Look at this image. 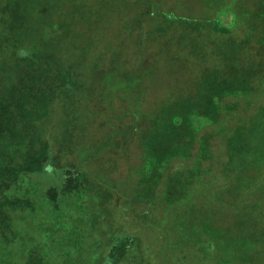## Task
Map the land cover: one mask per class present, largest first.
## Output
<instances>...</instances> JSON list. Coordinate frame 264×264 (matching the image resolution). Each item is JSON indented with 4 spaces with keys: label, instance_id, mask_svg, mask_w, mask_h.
I'll return each mask as SVG.
<instances>
[{
    "label": "trees",
    "instance_id": "obj_1",
    "mask_svg": "<svg viewBox=\"0 0 264 264\" xmlns=\"http://www.w3.org/2000/svg\"><path fill=\"white\" fill-rule=\"evenodd\" d=\"M199 1L201 5H197L207 11L205 15L188 14L183 0L176 1L180 3L179 11L165 10L159 0L148 4L147 18L153 19L159 34L168 35L163 39L165 46L169 45L168 53L180 63L178 73H186L183 78L177 75L176 81H183L182 86L175 83L177 89L166 94L169 97L159 107L142 104L136 108L130 92L124 100L117 97L123 100L124 116L133 118L130 124L118 126L126 127L141 144L140 170L132 177L135 183L142 188L144 182L153 185L156 181L157 191L164 193L168 209L164 221L159 222L161 246L149 248L161 264H189L198 255L203 257V264H264V218L245 212L239 222L228 223L220 217L225 212L240 214L251 206L254 211L259 206L255 204L256 194L264 185V0ZM135 3L139 4L137 0ZM61 4L62 0H0V264H34L35 251L19 246L25 235L22 229L28 230L34 223L31 218L42 214L50 235L58 240L71 234L75 239L86 229L83 218L75 213L61 215L57 209L56 214L49 210L51 215L47 216L48 209L60 207L57 200L55 206L49 203L48 193L44 209L42 204L33 207L27 195L20 196L21 190L28 194L33 187L29 178L36 170L33 166H40L39 172L48 175L60 169L52 163L56 146L50 141L48 146L46 140L33 145L25 133L34 128L33 118L44 107L45 94L37 92V87L43 91L48 79L64 74L48 55L55 57L58 53L57 36L63 26L61 19L55 20L54 12ZM230 8L235 22L227 29L217 20L216 12L225 13ZM212 23L217 31L211 28ZM49 34L53 39H46ZM152 61L154 64L141 57V64L127 78L132 76L136 82L143 70L158 68V62L162 63L157 57ZM114 65L108 72H114ZM106 76L114 78L110 73ZM145 87L148 89L146 83ZM104 95H94L91 101L106 104ZM257 100L262 105L252 115L248 106ZM113 108L107 121L116 123L119 116L113 114ZM16 117L20 119L16 126L13 124L16 132L8 131L6 126ZM144 121L148 126L142 130L140 124ZM214 142L223 152L214 154V146L210 147ZM22 144L24 148L15 149ZM215 170L225 176L224 186L204 187ZM132 178L127 185L130 194L134 190ZM67 179L63 178L66 185ZM123 179L115 187L120 193L128 181ZM89 192L83 195L86 201ZM155 195L150 201L156 203ZM75 202L73 208H78L83 201L75 198ZM20 223H25L21 231L16 229ZM132 239L137 241L135 247L130 246ZM142 243L139 236H115L109 249L98 253L97 264H152V258L147 260L142 254ZM46 246L41 251L47 262L58 252L53 251L52 243Z\"/></svg>",
    "mask_w": 264,
    "mask_h": 264
},
{
    "label": "rangeland",
    "instance_id": "obj_2",
    "mask_svg": "<svg viewBox=\"0 0 264 264\" xmlns=\"http://www.w3.org/2000/svg\"><path fill=\"white\" fill-rule=\"evenodd\" d=\"M110 1L62 0L61 5L63 6L54 12L55 20H62L60 22L63 26L61 30L66 29L61 31L59 36L54 31L58 38L59 49L55 57L51 54L48 55L51 56L52 64L56 66L57 63L64 74L55 77L53 75L54 79H48V86L43 91L37 87V92L45 94L42 101L44 107L34 116L35 126L33 129L30 127L32 130L25 133V136L31 138L33 145L45 140L48 141V146H50V142L54 144L56 148L52 150L54 156L52 163L55 167L60 166V169L52 171L48 175L39 172L40 166L39 168L33 166V169L36 170L29 175L33 187L28 191V194H24V190H21L20 196L27 195L30 202L35 204L32 205L33 207L42 204L44 209L46 201L48 202L46 196L48 193L49 203L54 206L59 204L60 207L48 209L47 216L56 213L61 215L75 213L78 217L83 218L86 229H84V235L78 233L75 239H72L71 234L61 236L58 240L55 235H53L54 237L50 235V229L46 225L47 221L43 219L42 214L31 218L30 220L34 223L31 224L30 229H22L25 235L20 238L21 245L19 246L25 249L27 246L35 251L33 254L34 264H97L98 253L107 251L113 238L119 235L123 238L129 236L142 238L141 248L145 259L152 258V264H161L153 251H150V246L152 248L161 246L159 222L164 221L163 218H165L164 215L168 209L164 201V193L162 190L157 191L156 181L152 182L153 185H147L144 182L142 188L139 187V183H135V178L132 177L136 175V170H140L141 144L138 138L127 133L124 129L126 127L119 128L118 125L130 124L133 120L131 116L123 114L124 104L121 103L124 96H127V92L132 93V103L136 108L142 104L159 107L169 97L166 94L171 95L172 91L177 89L175 83L182 86L183 81L177 83L176 78L177 75L183 78L186 71L178 73L181 70L180 63L169 55L166 48L169 45L165 46L166 42L163 41L168 38V35L165 34L164 37L163 34H159L157 27L152 23L153 19L147 18L148 4L152 0H137L139 4H136L135 0H129V3L126 4H119L120 1L118 3L117 0L111 4ZM176 1L178 0H159L165 10L178 8L180 3H176ZM183 1L188 14L199 16V14L207 13L205 9H201L197 5H201L199 0ZM61 8L64 11H61ZM216 17L227 29L231 28L235 22V15L231 8L225 13L223 10H218ZM211 25V28L218 30L213 23ZM51 34L46 39H53L54 36ZM207 34L209 37L208 32ZM240 34L242 35L241 32L238 35ZM161 56L165 60H162ZM141 57L153 64L152 59L155 58L156 61L157 57L162 63L158 62V68L149 66L146 72L143 70L144 77L138 78L135 82L132 76L127 78L126 75L132 72L135 66L141 64ZM40 59L43 57L41 56ZM167 59L175 62L172 73L171 64L173 65V63ZM112 65H117V67L114 72H108ZM263 68L264 66L261 67V69ZM108 73L112 74L114 78L109 80L110 77L106 76ZM139 73L141 74L142 71ZM60 80L64 81L60 82ZM140 81L142 84H139ZM145 83L148 89L145 87ZM99 94H105L103 97L106 104L91 101L94 95ZM114 95L116 100L112 101ZM120 96L123 100L118 99ZM261 105L262 102L259 100L252 102L248 106V112L254 115L258 106ZM106 106L107 109H105ZM112 108L113 114L116 113L115 116H119L116 123L112 120L107 121L112 116ZM147 108L146 110H148ZM38 114L39 116H37ZM19 120L17 117L12 119L6 129L16 132V129H13V124L16 126ZM147 124L146 121L142 122L141 129L145 130ZM116 127L119 131L116 130ZM107 134L108 137H106ZM105 137L106 140L103 141L102 139ZM219 145L216 142L210 143L211 149L214 146V154L223 152L218 151ZM22 148H24V144L15 146V149L18 150ZM10 149L12 148H8V151ZM19 152L22 153V151ZM213 174L204 182V187L213 184L224 186L225 176L221 171L215 170ZM64 177L69 178L67 185L63 180ZM130 178L134 183L132 194L127 186L131 183ZM120 179H123L122 181L128 179L122 185L121 193L117 188L115 189ZM173 187H175L174 184ZM88 189L90 192L86 201V197L83 195ZM177 192L175 191V193ZM155 193L157 194L155 195ZM152 195L156 196V203L150 201ZM256 195L255 204L259 203V206L254 208V211L251 210V206L246 210L243 208L240 214L225 212L220 217L228 223L239 222L245 212H253L255 217L264 218V185ZM146 196H149V200L146 199ZM75 198H81L83 201L79 202L78 208H73L76 203ZM51 200H54V203L50 202ZM55 200H57V204H55ZM49 210H51V214L48 212ZM19 213L18 211L16 214ZM33 214H36V211ZM24 224L20 223L21 226L17 225L16 229L21 231ZM154 236H156V240ZM50 243H52L53 251H57L58 254L50 256L46 262V256L43 257L41 250ZM132 244L134 247L136 246V239L130 246ZM90 253H92L91 256ZM202 261L203 257L198 255L193 261L190 259L188 263L200 264Z\"/></svg>",
    "mask_w": 264,
    "mask_h": 264
}]
</instances>
